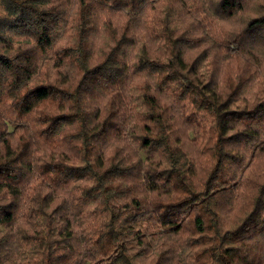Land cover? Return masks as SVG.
Instances as JSON below:
<instances>
[{
    "label": "trees",
    "instance_id": "16d2710c",
    "mask_svg": "<svg viewBox=\"0 0 264 264\" xmlns=\"http://www.w3.org/2000/svg\"><path fill=\"white\" fill-rule=\"evenodd\" d=\"M203 8L199 0H0V264H264V34L221 50L202 35ZM141 66L158 78L144 102L166 135L145 137L150 151L136 164L117 149L105 166L122 141L99 150L102 126L89 129L82 108L39 130L25 119L36 106L21 107L28 95L114 107L115 91L123 104ZM109 71L119 74L99 83ZM39 153L53 163H33ZM81 153L82 169L71 162ZM157 157L171 167L142 182L137 166ZM74 184L93 187L73 197ZM33 185L34 206L24 211ZM155 198L160 211L149 212Z\"/></svg>",
    "mask_w": 264,
    "mask_h": 264
},
{
    "label": "clouds",
    "instance_id": "9594fccd",
    "mask_svg": "<svg viewBox=\"0 0 264 264\" xmlns=\"http://www.w3.org/2000/svg\"><path fill=\"white\" fill-rule=\"evenodd\" d=\"M199 2L204 5L203 10L197 17L198 20L202 21L204 26L202 35L209 40V44L221 50L233 42L238 44L251 42L253 39V32L264 34V27H251L254 23L264 20V0H249L248 6L245 7L243 11L240 10L241 0H199ZM209 5L212 7L210 8ZM125 20L135 23L130 17H125ZM116 47V43L113 42L109 50L116 49ZM117 51H119V49H117ZM164 63H167V58H165ZM129 68L130 75H135L136 69H133L131 64ZM141 68V75L137 80L138 87L133 88L127 96L123 97V104L120 103V98L117 97L115 91L110 94V98L114 101V107H110L107 104L102 107H93L87 100H85V105L82 107L79 104H74L72 100L65 101L63 97L56 105L50 104L48 101L36 103V96L28 95L21 101V107L23 108L25 105H32L34 103L36 106L32 107L25 119L32 121L34 129L39 130L47 128L48 123H54L58 117L77 112L82 108V114L85 115L88 120H92L89 129L96 125L102 126L101 134L95 138V144L99 150H102L106 144L116 138L122 141V143L113 144L112 147L109 148L105 157V166H110L108 162L116 157L117 149H123V155L130 156V163L136 164L137 161L143 160L146 152L150 151L142 147L145 137L151 135L155 139L158 135H166L165 132H159L158 125L150 119L154 109L144 102L145 94L149 96L155 94L154 90L158 83V78L152 76L149 67L141 66ZM205 71H207V68ZM118 74L119 73L116 71L102 73L99 83L106 86L109 78L114 79ZM89 78L94 79L95 74ZM78 79L79 77H77V80ZM43 83L48 84L52 82L45 80ZM54 83L56 88L67 87L61 84L59 80L54 81ZM82 91L90 93L92 88L90 85L85 84L82 87ZM49 92L52 93V89H49ZM164 107H167V103H164L160 108L155 109V111H162ZM96 108H99L101 112L99 119H94ZM109 112H116L117 115L105 124L104 122L109 120ZM164 123H167V121ZM146 125L153 129L151 133L144 131ZM152 150H155V143L152 145ZM38 155L40 157L39 160H37L34 155L33 163H53V161L47 158L45 153H39ZM71 162L73 166L81 169L84 168L86 164V161L82 158V153L80 156L73 157ZM117 162H119L118 159ZM158 163L159 168H157ZM169 167H171L169 163L166 161L162 162L160 158L157 157L146 161L143 168L137 166L136 173L139 174L142 182H147L149 180H156L157 177H149L145 175L146 172L150 170L163 171ZM159 182L162 183L163 178H160ZM90 187H93V184L84 186L74 184L71 186L72 196L79 197L83 194L84 188ZM38 191L36 186L33 185L25 194L23 197L25 204L24 211L34 206L30 203V199L32 196L36 195ZM62 199H64L63 196L57 197L48 211L51 212L52 209L56 208L57 205L61 203ZM158 201L159 198L154 199L153 204L148 208L149 212L160 211L157 207ZM238 223L239 222H237V224ZM236 226V224L233 225V227ZM3 234L4 230L0 228V236ZM84 234L93 235L91 229ZM74 235H76V233H74Z\"/></svg>",
    "mask_w": 264,
    "mask_h": 264
}]
</instances>
